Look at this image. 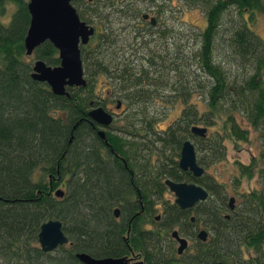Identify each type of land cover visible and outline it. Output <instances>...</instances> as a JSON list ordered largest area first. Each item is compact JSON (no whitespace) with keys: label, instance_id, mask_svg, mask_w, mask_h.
Returning <instances> with one entry per match:
<instances>
[{"label":"trees","instance_id":"1","mask_svg":"<svg viewBox=\"0 0 264 264\" xmlns=\"http://www.w3.org/2000/svg\"><path fill=\"white\" fill-rule=\"evenodd\" d=\"M169 1L171 4L162 0H107L99 4L86 0L79 7L80 16L95 20L102 32L82 52L88 85L68 86V95L54 93L46 81L32 76L36 59L52 65L60 59L50 40L27 54L28 1L0 0V264H84L76 255L78 251L98 256L102 246L111 248L114 242L121 249L124 232L113 227L110 210L114 199L110 195L127 176L119 163L102 161L101 141L89 122L85 127L82 123L95 98L94 86L103 75L111 85L126 91L136 82L135 95L147 98L148 104L133 108L136 113H145L151 129L150 147L156 156L150 158L152 169L161 167L165 154L172 151L170 147L180 154L182 142L191 135L194 138L197 159L205 171L194 176L181 170L179 176L209 191V199L197 207L210 230V242L199 244V260H206L213 252L229 258L231 264L244 257L251 258L247 264H264V38L251 25L257 12L264 13V0H180L177 5ZM143 2L159 17L168 11L166 5L172 6L170 12L177 18L186 9L197 7L206 21L201 26L181 18L184 35L180 45H176L179 33L167 27V37L175 33V50L167 45L157 73L133 65L117 73L113 57L108 56L114 38L107 23L119 12L142 20ZM230 12L235 16L227 23ZM155 56L158 66L159 52ZM171 70L177 73L175 81ZM137 82L149 88H138L143 85L137 86ZM155 93L171 100L167 103L170 111L179 103L183 105L165 129L156 128L157 118L146 114ZM195 124L208 127L207 135H194L191 126ZM253 130L259 151L251 154L248 163L237 162L231 182L210 171L212 165L226 159L228 142L240 145L251 141ZM159 175L157 169L153 175L157 187L160 180L155 177ZM245 179L254 181L241 190ZM56 188H63L65 194L57 196ZM231 194L239 199L231 218H226L222 209ZM182 210L177 203H169L163 221L167 230L180 224ZM50 218L63 222L69 242L44 251L38 234L41 224ZM150 236L151 250L163 258L151 264H173L154 245L160 235L151 230ZM131 239L137 241L135 236Z\"/></svg>","mask_w":264,"mask_h":264},{"label":"flooded vegetation","instance_id":"2","mask_svg":"<svg viewBox=\"0 0 264 264\" xmlns=\"http://www.w3.org/2000/svg\"><path fill=\"white\" fill-rule=\"evenodd\" d=\"M97 1H99V4H104L107 0ZM72 3L79 11V7L84 6L87 2L86 0H72ZM146 9L148 11L144 13H149V17L144 18L142 16V20H129L128 23L132 22V24H127V28H131L134 31V34L131 36L134 37V40L129 43L135 44V46L129 43L127 45L121 43V39L116 36V31L114 33V29L110 25V22L109 24L107 23L108 28L112 31V37L114 38L109 55L113 57V65L114 69H117V73L123 71L125 69L124 66L130 67L131 65L135 67L145 66L146 69H148L147 72L157 73L158 67L162 66L163 60L161 57L165 56L164 51L168 45L169 36H166V29L168 26L166 25L165 18L159 17L155 9L151 7H147ZM153 16L156 17V20H152ZM84 21L94 27V33L90 36L88 42H80L81 55L84 49L92 44L99 32H102V27H100L98 31L95 20L84 19ZM177 32L179 33V30H176V33ZM180 36L179 33L178 37ZM101 43L103 44L104 41ZM158 52L159 65L157 66V56L155 55H157ZM160 53H162V55H160ZM57 56L59 57V50ZM152 60L154 62H152ZM136 62L138 65L134 64ZM140 62L141 65L139 64ZM162 79L164 78L162 77ZM145 81L146 80H143L142 83L144 84ZM148 82L147 80V83ZM135 83L130 87L129 91H126L119 87V85H111L107 79L104 80V82L100 79L94 86L95 98L91 101L89 110L96 106H103L113 116V119L111 123L103 124L94 120L93 117L87 113V117L84 118L86 120L82 121L84 127L86 126L85 122H89V127L92 128L93 132L101 141L102 161H115L119 163L122 165L121 170L124 171L127 176V181L121 186L119 185V188L110 195L114 199L110 210L113 214V227L117 231L124 232L123 242L119 243L122 247L119 250L117 247L118 244L115 242L111 248H104L102 246V249H99V255L96 257L123 259V262L120 264H135L136 261H143L145 264H151L152 260L155 262L163 260L158 251L155 249L154 251L151 250L153 246L150 231L153 230L160 235V240L156 241L154 245L161 248V253L165 256L166 260L169 259L173 264H231L229 258L219 257L213 252L209 253L206 260H199L197 256L199 244L210 242V230L207 228L204 218L197 212V207L207 201L209 197L197 201L191 207L182 208L176 201V193L167 183V179H171L176 182H193L200 184L194 180H188L179 176V171L181 172V170L191 171L194 176H197L192 170L181 168L179 163L183 143L185 140L189 139L195 144L194 138L191 135V137L186 138L182 142L180 154H178L179 150L175 151L173 147H170L172 151H168L165 154L166 158L161 163V167H153L152 169L150 158L151 155L153 158L156 156L153 154L150 147L152 139L151 129L146 121L145 113L143 116L137 117V115L140 114H138V112L135 113L133 110V106L148 104V100L146 97L135 95V93H137L133 90ZM143 84L137 82L136 85L139 86ZM97 85L100 86L98 89H96ZM141 87L149 88L147 85L139 86L138 88ZM166 101L167 99L164 96H160V99H158L160 103H165ZM177 101L178 100H176V102ZM162 117L165 118L164 116ZM175 118L171 119V121L175 120ZM171 121L169 123H171ZM155 125H157L156 128L161 129H165L167 126L160 123ZM100 129L105 131L106 136L100 135ZM191 132L196 135L192 131V126ZM131 143H133V145ZM176 162H178V164ZM157 169H159L160 175L155 178L160 180L159 187L154 185L156 180L153 175L157 174ZM166 191L169 192V197H166ZM232 196L235 197L233 202L234 207H232L230 203V198ZM238 199L239 197L237 194H231L229 196L227 204L224 205L222 209L224 211L222 214L226 218H231V213ZM169 203H177L183 210L180 212V224L167 230L163 221L168 214ZM220 212L221 211H219V213ZM204 229L207 231V236L202 238L200 232ZM174 230H178L180 236L187 239L188 244L182 252L178 250L180 246L179 239L172 235ZM132 236H135L137 241H133L131 239ZM248 259L250 260L251 258L244 257L240 261L236 260L234 264H247Z\"/></svg>","mask_w":264,"mask_h":264},{"label":"water","instance_id":"3","mask_svg":"<svg viewBox=\"0 0 264 264\" xmlns=\"http://www.w3.org/2000/svg\"><path fill=\"white\" fill-rule=\"evenodd\" d=\"M31 14L29 27L25 36V47L27 54H32L34 49L46 40H50L59 50L60 63L48 64L43 59H36L33 64L32 76L41 81H46L56 94H70L68 86H87L88 79L84 71L83 58L81 55L80 42L86 43L94 33V27L90 26L81 18L72 0H27ZM144 18L149 13L143 14ZM152 20H156L153 16ZM89 115L99 123H111L113 116L103 107L96 106L88 111ZM76 127V126H75ZM192 131L200 136H206L208 127L193 125ZM100 135L106 136L103 129L99 130ZM72 138L70 141H72ZM180 167L185 170H192L199 176L205 168L198 163L195 144L187 139L183 143L180 157ZM170 188L176 193V201L182 207H191L197 201L209 197V191L201 184L193 182H176L167 179ZM54 193L63 196L65 190L56 188ZM235 197L230 198L233 206ZM172 235L179 239V252H182L188 242L181 237L178 230ZM200 236L205 238L207 231L201 230ZM39 243L44 251L54 250L59 245L69 242V236L63 229V222L60 219L50 218L41 224L38 234ZM77 257L85 264H120L123 259L114 257L99 258L87 251H78ZM135 264H145L143 261H136Z\"/></svg>","mask_w":264,"mask_h":264},{"label":"rangeland","instance_id":"4","mask_svg":"<svg viewBox=\"0 0 264 264\" xmlns=\"http://www.w3.org/2000/svg\"><path fill=\"white\" fill-rule=\"evenodd\" d=\"M174 4H178L180 0H173ZM162 2H166V3H170L171 2L169 0H162ZM144 5V12L148 11L146 8L150 7L145 5V3L143 2ZM14 6L11 7V9ZM152 7V6H151ZM166 7L168 8V11L162 16L163 18H165V22L167 26H170L173 28L174 31L179 30V33L181 35V38L177 37L178 39V44L176 45H180V43L182 44V36L184 35V29H183V25L181 22V18L185 19L187 22L194 24V25H203L206 21V17L204 12L197 7L194 8H188L185 10V12L183 13L182 17L180 15H178L177 17H174L172 12H170V7H168V5H166ZM10 9V14H11V10ZM118 15H115V20H110V25L112 26V28L114 29V33L116 31V36L121 39V43H125V45H127L129 42H132L134 40V37H131L132 34H134L133 30L131 28H127V24L131 25V23H128L129 20H135V19H130V16H126L123 12H119L117 13ZM235 15H233L232 12H230L227 15V18L225 20H227V23L229 22V18H233ZM231 21V20H230ZM186 22V23H187ZM187 23V24H189ZM252 27L259 33L262 35V37L264 38V13L262 12H257L255 14V18H254V22L251 23ZM173 33V32H172ZM170 34L168 37V48L170 50H172V52H174L173 50H175L174 48V43L172 42L174 40V34ZM187 36V35H186ZM222 41V40H221ZM219 40L218 42H220L219 46H218V50L217 53L220 54V50L222 48V43ZM130 45L132 43H129ZM101 47H103V44H100ZM133 46H135V44H132ZM104 48V47H103ZM167 49V48H166ZM140 54V52H139ZM166 54V53H165ZM111 56V55H108ZM141 65V62L139 63ZM234 69H236L234 67ZM170 72V71H169ZM167 75V72H166ZM177 73L175 71L171 70V76H173V79L175 81ZM164 78V77H163ZM104 80H106V77L103 75L102 76V81L104 82ZM172 83V82H171ZM173 84V83H172ZM170 86V85H168ZM100 86L97 85L96 89H98ZM155 88V87H153ZM160 88V87H159ZM160 96H164V95H160L159 93H155L154 96H152V100L149 103L147 109H146V114L148 113L149 115H154L156 119L155 123H160L163 125H167L171 119L175 118L181 108H182V104L179 103L177 108H173V110L170 111V109H167V103L170 104V101H166L165 103H160L158 102V99H160ZM156 97V98H155ZM134 110V109H133ZM169 110V111H168ZM135 111V110H134ZM166 112H168V116H164L163 114H166ZM136 113V112H135ZM163 113V114H162ZM137 115L138 116H143V111L138 112ZM162 116H164L165 118H163ZM251 141L248 142H243L240 145H235L234 143L228 142V153H227V157L225 160H223L222 162H219L217 164H214L210 167V171L216 172L218 175H220V178L222 180H225L227 182H231V177L232 175H234V173L237 172V162H249L251 154L252 153H258L259 151V147L256 141V133L253 130L251 133ZM237 165V166H236ZM254 181V180H253ZM253 181L250 183L247 179H245L242 183V185L240 186L241 190H245L248 189L249 186L253 183ZM231 191H233L231 189ZM166 197H169V192L166 191L165 192Z\"/></svg>","mask_w":264,"mask_h":264}]
</instances>
